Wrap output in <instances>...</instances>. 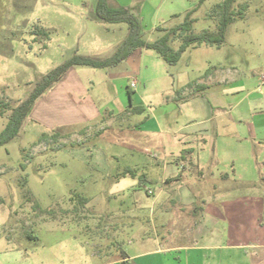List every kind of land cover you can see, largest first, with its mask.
<instances>
[{"label":"rangeland","instance_id":"rangeland-1","mask_svg":"<svg viewBox=\"0 0 264 264\" xmlns=\"http://www.w3.org/2000/svg\"><path fill=\"white\" fill-rule=\"evenodd\" d=\"M224 1L109 0V4L131 8L140 19L144 40L152 43L183 23L190 11H194L193 32H216L218 6ZM97 2L0 0V133L15 107L48 72L76 55L104 58L121 46L128 24L100 21ZM231 11L234 20L218 47H189L176 64L167 63L154 49L142 48L129 61L137 68L141 65V74L133 77L142 84L136 90L143 97V112L130 108L121 111L117 120L98 115L89 123H73L84 114L97 115L107 107L120 109L130 102V79L112 84L106 78L108 68L89 66L71 67V75L52 87L55 92L37 101L18 135L0 145V232L12 237L14 248L24 255V260L16 261L15 253L13 259L3 254L12 261L2 264H98L111 259V252L121 256L134 246L138 239L133 231L113 238V232L96 229L99 224L114 223L133 230L154 226L157 213L147 207L143 210L132 188L127 189L130 194L125 201L139 210L140 217L111 213L123 203L113 188L128 167L137 177L135 190L149 200L146 193L160 185L164 174L161 163H181L176 181H181L179 188L197 197L194 205L201 210L215 206L209 199L215 194L220 198L216 204L223 209L225 199L264 191V143L255 142L248 132L250 111L264 119V0H235ZM182 42L181 37L171 39L172 52ZM75 71L94 104L76 103L67 94L69 78L76 82ZM189 84H202L198 91L214 110L196 126L189 125L176 107ZM187 125L209 130L186 144ZM85 128L91 132L86 134ZM183 156L190 160L182 161ZM198 156L209 163L192 166L193 157ZM246 178L258 183L257 190L246 185ZM181 204L170 207L173 213L167 210L165 226L171 230L178 224L177 211L191 208L183 209ZM8 245L1 242L0 251Z\"/></svg>","mask_w":264,"mask_h":264},{"label":"crops","instance_id":"crops-1","mask_svg":"<svg viewBox=\"0 0 264 264\" xmlns=\"http://www.w3.org/2000/svg\"><path fill=\"white\" fill-rule=\"evenodd\" d=\"M142 50V48L137 49L127 60L117 66L109 67L108 74L106 75V78L109 79L112 84L113 81L125 79H130V82L135 81L136 85L133 88L130 86V83L128 84L130 95L128 106H122L119 109L117 106L113 105L114 107H107L102 113L97 115L87 116L84 114V117L80 118V121L73 123H89L95 120V117L98 115L99 117L102 116L107 119L117 120L121 111H128L130 108L138 112L144 111L143 105H140L144 104L143 97L140 96L136 90L137 87L141 89L140 86L142 84L138 85L136 79H134L136 76L133 77L137 72L141 74V65H138L137 68L135 62L129 64V61L135 58ZM139 61H141V58H139L137 62ZM72 71L74 70L71 69L65 76L68 77L71 75ZM74 73L77 76L75 79L76 82L69 78L71 83L68 82L66 84L67 94H71L75 97L76 103L84 101V105L90 103L94 104V99L89 95L88 89L82 83L77 71ZM199 85L202 84H195V86L194 84H189L187 88L184 89L183 93L180 94L179 100L176 101L179 103L176 107L186 116V122L193 126L199 125L197 124L198 122L204 121L206 116L214 111L212 104H210L203 93H199ZM243 87L244 86L241 85L238 88ZM189 89L190 92L188 93ZM50 92L54 93L55 91L51 89L47 93ZM50 94L48 96H50ZM250 114L251 129H248V132L255 142L260 144L264 143V119H257L258 113H252L250 111ZM189 125L186 126L187 130H185V134L188 136L186 137V144L193 142L196 136L202 138L208 133L209 129L202 127L190 129ZM154 126L156 129L160 130L158 124L155 122ZM85 130L86 134L91 132L87 128H85ZM199 137L197 138L199 139ZM257 148V146H254L252 150L256 151ZM187 149L192 150L189 147H187ZM251 152L250 150L247 154L248 160L250 159L249 155L252 158ZM185 153L188 157L189 154H191L189 151L187 152L186 149ZM188 157L183 156L182 161H189L190 159H188ZM186 161L184 164L187 163ZM172 163L173 162L169 160H164V162L161 163L164 174L160 179V185H158V187H150L152 189V194L146 193L149 200L145 199L140 191L137 189L135 190V186L138 182L135 174V177L130 176H134L131 173V167H128L129 170L116 180L113 193L114 195L122 196L123 203L121 202L116 209L112 210L111 213L114 216H124L125 214L133 213L132 216L136 218L140 217V212H137L139 210L135 209L133 207L134 205L132 206L125 201L127 195L130 194L127 189L132 188L134 189V199L143 202L142 209L144 210V208L147 207L150 212H156L157 218H155L154 226H143L135 230H133V228L129 229L128 227H119V223L99 224L96 229L103 233L113 232L115 234L113 238H121L120 234L133 231L135 238L138 240L134 246L124 249L121 252V256L114 255L111 252V259L103 260L98 264H264V198L262 197L264 196V191L257 192L256 194H259L257 195L258 197L255 195H240L233 200L225 199L223 201V209H220L219 205L216 204V200H220V198H217L215 194L213 197H209V199L214 200L213 203L215 206L201 210V208H196L194 205V201L197 197L191 195L190 191L185 192L183 189L179 188L181 181H176L179 178L178 176L181 175L179 171L181 163L179 165L177 161H175L174 166ZM205 163H209V161H204L203 157L198 156L197 158L193 157V161L190 164L201 168L203 164L205 166ZM246 179V185L250 186L254 191L257 190L258 183L250 178ZM227 194L229 195V193ZM182 202L187 203L184 204ZM252 202H254V204H252ZM138 203L139 202H136V204ZM179 203H182L181 207H183V209L184 207L191 208L187 211H177L179 216L176 215L178 216L176 221L178 224H174L175 228L171 230V226H165L166 219H169L167 210ZM157 207L161 210L158 209L159 211H156ZM171 212L170 209V213ZM174 213L176 214V209ZM151 228L155 230L156 234L151 231ZM0 234V243L9 244L7 248L6 246L1 248L0 264L5 261H12H9L6 256L3 257V254H7L10 259H13L16 254L14 260H24L22 251L14 248L12 237L3 235L2 232H0ZM131 244L132 241L129 242V245ZM81 254L82 252L80 251V255ZM94 255L96 257L98 253L96 252Z\"/></svg>","mask_w":264,"mask_h":264},{"label":"trees","instance_id":"trees-1","mask_svg":"<svg viewBox=\"0 0 264 264\" xmlns=\"http://www.w3.org/2000/svg\"><path fill=\"white\" fill-rule=\"evenodd\" d=\"M234 2L235 0H225L223 4H219L220 23L216 32L212 33L208 30L201 33L193 32L192 24L195 20L191 18V15L194 11H190L186 14L183 23L172 28L159 40L150 43L144 40L140 19L131 8L125 6L113 7L109 4V0H98L96 5L97 18L105 23L128 24V36L117 51L111 56L96 58L85 55H76L43 76L29 97L18 104L12 111L7 127L2 133H0V145L8 143L18 135L37 101L52 89V87L55 86L73 66H89L93 68L114 67L125 61L134 51L140 48L154 49L167 63L176 64L180 59L181 54L189 47H196L199 44L218 47L222 44L225 38L224 36L227 26L232 20H234L231 11ZM176 37H181L183 42L178 51L172 52L169 43L171 39ZM131 173L134 175L132 170ZM84 201H86V199H84Z\"/></svg>","mask_w":264,"mask_h":264},{"label":"built area","instance_id":"built-area-1","mask_svg":"<svg viewBox=\"0 0 264 264\" xmlns=\"http://www.w3.org/2000/svg\"><path fill=\"white\" fill-rule=\"evenodd\" d=\"M135 85H136V84H135V81H133V82L131 83V87H135ZM148 193H150V194H151V193H152V191H151V190H148Z\"/></svg>","mask_w":264,"mask_h":264}]
</instances>
